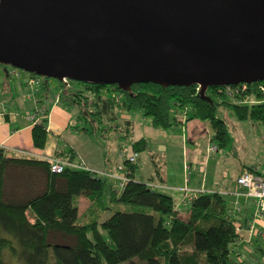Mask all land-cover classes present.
<instances>
[{"label":"trees","instance_id":"16d2710c","mask_svg":"<svg viewBox=\"0 0 264 264\" xmlns=\"http://www.w3.org/2000/svg\"><path fill=\"white\" fill-rule=\"evenodd\" d=\"M43 79L45 90L48 79ZM68 83L77 89L61 82L57 96L64 106L77 109L78 131L94 142L112 141L119 150H125L132 133V122L119 119L126 112L137 111L152 128L167 130L175 121L172 112L187 108L188 119L210 123L217 149L230 144L225 121L216 115L218 107H229L239 121L264 124V105H231L219 87L205 91L207 101L197 86L141 83L127 92L115 85ZM43 117L31 129L37 149L45 144ZM146 147L139 140L124 154L141 153ZM74 158L72 150L57 147L52 159L75 163ZM136 169V163L122 159L127 181L118 194L102 174L69 167L55 174L50 172V160L10 156L0 148V264H238L231 258L232 245L238 241L236 223L221 195L193 198L188 216L182 218L171 196L134 180ZM247 170L264 177V172ZM74 197L88 202L81 223ZM113 205L131 209L113 210Z\"/></svg>","mask_w":264,"mask_h":264},{"label":"water","instance_id":"95a60500","mask_svg":"<svg viewBox=\"0 0 264 264\" xmlns=\"http://www.w3.org/2000/svg\"><path fill=\"white\" fill-rule=\"evenodd\" d=\"M0 66L210 101V87L264 80V0H0Z\"/></svg>","mask_w":264,"mask_h":264},{"label":"crops","instance_id":"0c3cea01","mask_svg":"<svg viewBox=\"0 0 264 264\" xmlns=\"http://www.w3.org/2000/svg\"><path fill=\"white\" fill-rule=\"evenodd\" d=\"M0 96L4 92L1 83L3 76L9 78L11 71L7 72L0 66ZM13 76V75H12ZM15 72L13 77L17 78ZM29 77L19 76L13 80L15 94L8 93L0 98V148L7 151L10 156L36 158L39 160H52L55 150L62 148L72 150L75 154V163H80L87 170H91L105 176V180L111 190L119 194L117 177L122 176V158L120 154L131 152L130 144L143 140L147 147L137 153V169L134 172V180L147 184L152 190L172 197L175 210L178 216L186 218L188 209L193 198L202 194L218 193L228 206V212H233L232 219L235 221V230L238 234V241L232 245L231 253L238 264H246L239 261V257L258 260L264 264V220H256L253 216L254 203L241 196H237L238 190L235 185V178L247 168L255 167L247 165V158L234 160L231 166L234 169L231 184H221L220 173L215 178H210L207 169L208 159L217 153L209 152L210 145H214L213 134L208 133L207 140L210 144L206 147L205 159L203 152L194 145V140H199L196 131L193 129L194 119H186L184 123L174 121L167 130L154 129L149 121L144 119L139 112H126L119 115L120 120L132 122V133L125 150H119L112 141L94 142L87 135L78 131L77 109L64 106L58 100V89L56 87L49 91L38 85L30 84ZM33 85V86H31ZM17 91V92H16ZM44 110L46 120V138L42 149L33 146L31 129L38 123L41 117L35 121L29 120L36 111ZM3 113V114H2ZM234 116V114H233ZM220 118V117H219ZM222 119V118H221ZM228 137L231 140H264V124L255 123L249 120L239 121L234 116L230 123L224 116ZM193 129V130H192ZM216 145V144H215ZM213 153V154H212ZM140 162L142 167H140ZM146 166L142 170L143 166ZM259 173L258 169H254ZM33 184V181H32ZM109 193L104 196V202L108 204ZM77 202H88L78 197ZM82 203V204H83ZM78 216L79 215V207ZM186 211L179 213L180 208ZM30 222L33 218L28 216ZM242 225V226H241Z\"/></svg>","mask_w":264,"mask_h":264},{"label":"rangeland","instance_id":"374dc122","mask_svg":"<svg viewBox=\"0 0 264 264\" xmlns=\"http://www.w3.org/2000/svg\"><path fill=\"white\" fill-rule=\"evenodd\" d=\"M2 68H4L3 66H1ZM7 72L9 71H15L16 73L19 74V76H26L29 77L30 75L26 72L20 71L18 69L12 68V67H5ZM1 69V68H0ZM10 77L7 78L6 76H3V81L1 83L4 84L3 86V90L4 92L2 93V95L0 96V98H2L3 96H7L8 93H12L15 94V90L13 91L14 88V82L13 80L18 79L13 77L12 75H9ZM30 79V78H29ZM44 80V79H43ZM49 82V91H52L53 88L56 87V92L57 89L59 88V84L61 82L55 80V79H48ZM66 87L68 89H77V86H74L70 83H65ZM33 86V85H31ZM17 92V91H16ZM216 101L217 98L215 99ZM229 104L231 105H235L231 102H229ZM187 119L189 114V109L185 108L183 109ZM216 115L222 119H224V116L227 117V120L230 123L236 122V120L233 121V113L231 111V109L229 107L226 106H221L218 107L217 109V113ZM237 119V118H236ZM233 121V122H232ZM194 122L197 123L196 127L194 125V130L196 131L197 137L199 140H194V145L196 148H198L199 151L203 152V159H205L206 155V147L210 144V142H208L207 140V135L208 133H211L213 130L211 128V125L209 122L207 121H200L197 119H194ZM192 129V130H193ZM253 143L251 142V140H231V143L229 145H227V147L225 148H220L217 150V153L213 154L209 159L208 156L209 154H207V169H208V173L210 178H215L219 173L221 175V184L224 185L225 182H228L231 184V179L233 178V171L234 169L228 165L232 163V161L234 160H240L243 157L247 158V165L253 166L255 167L254 169H258L260 171H264V140H252ZM213 144H217V142H213ZM206 146V147H205ZM125 153V152H123ZM137 162V159H136ZM135 162V163H136ZM140 167H142V163L140 162ZM146 168V166L144 165L142 170H144ZM219 173H218V172ZM83 202H77V197L73 198V204L78 205L79 207V218L77 219L78 223L83 222L84 217H82V215L84 214V211L86 209L85 203ZM113 210H119V211H129L131 209V207L129 206H125V205H113L112 206ZM184 210L186 211V208H180L179 209V213L182 214V212H184ZM109 215V214H106ZM105 217V215L103 216V218ZM105 237V236H104ZM242 257H239V261L243 260L245 261L246 264H259L258 260H252V259H248V258H244V256L241 254ZM231 257L233 258V260H235L233 254L231 253ZM134 263H138L137 258H133L131 260ZM50 264H55L54 262H51Z\"/></svg>","mask_w":264,"mask_h":264},{"label":"built area","instance_id":"2783aa9c","mask_svg":"<svg viewBox=\"0 0 264 264\" xmlns=\"http://www.w3.org/2000/svg\"><path fill=\"white\" fill-rule=\"evenodd\" d=\"M12 75H15V71H11ZM41 77H31L29 80L30 84L38 85L41 82ZM68 83L67 80L62 81ZM197 92L199 88L196 87ZM220 93L224 98L235 105L240 106H249L255 104L264 105V80L257 83H239L236 85H225L219 87ZM3 114V113H2ZM44 115V110H38L29 117V120L35 121L38 116L41 117ZM172 116L175 118V121H179L181 124L186 121V115L184 112L174 110ZM1 121V118H0ZM209 152H215L216 146L210 145L208 148ZM120 157H124L130 163H135L137 159V154L132 153L129 156H126L124 153L120 154ZM78 168L85 169L80 163H68L65 161L59 160H50V172L55 174H60L66 168ZM122 169V167H121ZM118 188L123 189L127 179L122 174L120 178L117 177ZM235 185L238 190L237 196H241L246 200H252L254 203V213L253 216L256 220H264V177L254 174L252 171L244 169L238 176L235 178ZM228 214L233 217V212H228Z\"/></svg>","mask_w":264,"mask_h":264}]
</instances>
